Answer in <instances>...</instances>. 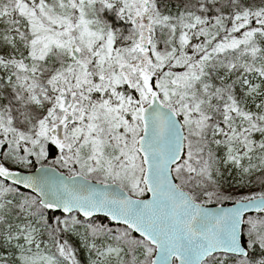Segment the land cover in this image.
I'll list each match as a JSON object with an SVG mask.
<instances>
[{
  "label": "snow or ice",
  "instance_id": "1",
  "mask_svg": "<svg viewBox=\"0 0 264 264\" xmlns=\"http://www.w3.org/2000/svg\"><path fill=\"white\" fill-rule=\"evenodd\" d=\"M0 264H264V0H0Z\"/></svg>",
  "mask_w": 264,
  "mask_h": 264
}]
</instances>
